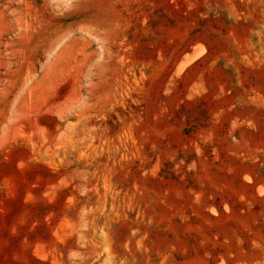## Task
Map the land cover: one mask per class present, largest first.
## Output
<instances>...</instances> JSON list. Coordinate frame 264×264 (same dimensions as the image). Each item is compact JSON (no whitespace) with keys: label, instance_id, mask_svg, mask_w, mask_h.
<instances>
[{"label":"rangeland","instance_id":"rangeland-1","mask_svg":"<svg viewBox=\"0 0 264 264\" xmlns=\"http://www.w3.org/2000/svg\"><path fill=\"white\" fill-rule=\"evenodd\" d=\"M0 264H264V0H0Z\"/></svg>","mask_w":264,"mask_h":264},{"label":"bare ground","instance_id":"bare-ground-1","mask_svg":"<svg viewBox=\"0 0 264 264\" xmlns=\"http://www.w3.org/2000/svg\"><path fill=\"white\" fill-rule=\"evenodd\" d=\"M196 56V52L193 51L191 54H187L184 56L183 60L181 61L180 65H179V68H183V65H185L187 62L189 64V62L191 61V59ZM178 68V67H177ZM182 70V69H181ZM178 71V70H176Z\"/></svg>","mask_w":264,"mask_h":264}]
</instances>
